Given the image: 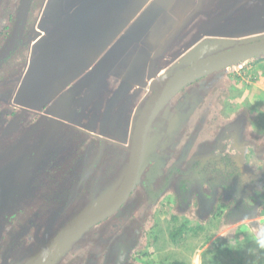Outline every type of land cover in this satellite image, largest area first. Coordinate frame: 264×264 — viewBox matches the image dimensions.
Listing matches in <instances>:
<instances>
[{
  "label": "rangeland",
  "instance_id": "rangeland-1",
  "mask_svg": "<svg viewBox=\"0 0 264 264\" xmlns=\"http://www.w3.org/2000/svg\"><path fill=\"white\" fill-rule=\"evenodd\" d=\"M158 1L157 13L172 14L175 27L154 52L143 87H124L114 100L115 83L86 72L93 87L85 105L76 104V118L67 120L55 114L51 101L40 100L48 71L28 69L44 64L49 43L42 30L63 18L64 0H0V264H26L70 222L114 197L128 169L132 137L123 142L113 121L122 118L130 129L170 76L222 52L226 42L264 37V0ZM229 128L239 145L264 154V56L199 78L170 100L150 130L144 151L149 163L144 159L128 202L51 264H163L165 257L189 264H264V209L232 223V214L218 217L221 204L230 203L218 189L211 201L199 194L179 201L186 178L180 170L218 146ZM193 181L196 193L199 182ZM173 216L204 230L172 245Z\"/></svg>",
  "mask_w": 264,
  "mask_h": 264
},
{
  "label": "crops",
  "instance_id": "crops-1",
  "mask_svg": "<svg viewBox=\"0 0 264 264\" xmlns=\"http://www.w3.org/2000/svg\"><path fill=\"white\" fill-rule=\"evenodd\" d=\"M158 3V0H64L61 10L67 12L60 15L63 18L42 30L41 38L49 43L44 51V64L29 67L48 71L41 94L47 100L58 99L87 80L89 75L84 74L89 71L90 75L112 80L117 90L141 89L154 52L175 27L172 14L157 13ZM56 82L61 86H56Z\"/></svg>",
  "mask_w": 264,
  "mask_h": 264
},
{
  "label": "water",
  "instance_id": "water-1",
  "mask_svg": "<svg viewBox=\"0 0 264 264\" xmlns=\"http://www.w3.org/2000/svg\"><path fill=\"white\" fill-rule=\"evenodd\" d=\"M223 47L222 52L189 64L156 88L132 127L128 169L114 197L99 210L70 222L26 264H51L84 233L117 213L128 202L141 181L146 142L153 123L161 110L193 81L213 72L263 57L264 37L239 44L229 41L224 43Z\"/></svg>",
  "mask_w": 264,
  "mask_h": 264
},
{
  "label": "trees",
  "instance_id": "trees-1",
  "mask_svg": "<svg viewBox=\"0 0 264 264\" xmlns=\"http://www.w3.org/2000/svg\"><path fill=\"white\" fill-rule=\"evenodd\" d=\"M230 129L222 136L218 146L194 162L186 172L180 170V173L186 174V178L180 182L178 197L183 204L189 203L196 194L201 198L203 196L205 201H211L213 192L218 189V196L230 200L228 206L221 204L218 208V217L232 214L234 218L232 223H236L242 218L252 219L259 210L264 209V154L262 155L253 145H239L233 138L235 131L233 130L234 133L231 134ZM146 162L149 163V159L145 164ZM195 178L199 182L196 193L193 181ZM179 221V217L173 216L175 224L168 228L169 242L172 245L180 246L204 230L201 225L191 227L189 220L182 224ZM154 231L153 227L150 234ZM209 240L211 239L207 241ZM223 248L224 244L220 243L218 253ZM228 253L231 255L232 252ZM165 261L167 264H189L188 261L169 257L164 258L163 264H166ZM215 263L218 264V261Z\"/></svg>",
  "mask_w": 264,
  "mask_h": 264
},
{
  "label": "flooded vegetation",
  "instance_id": "flooded-vegetation-1",
  "mask_svg": "<svg viewBox=\"0 0 264 264\" xmlns=\"http://www.w3.org/2000/svg\"><path fill=\"white\" fill-rule=\"evenodd\" d=\"M28 69H29L30 73L35 72L34 69H31V70H30V68H28ZM87 80H84L81 83L75 85L72 88V90L67 91L63 96L59 97L58 99L54 98L53 100H48V101H51L53 103L51 106L54 107L53 111L55 110V114L57 116L61 115V117H62V115H64L67 120H72V119L76 118V115H74L76 113V109L78 108V107H76V104H80V106H84L85 105L84 101H85L87 92L91 87H93L92 86L93 82H87ZM123 88L124 87L119 88L117 90V93L115 95L116 97L114 98V100L118 96L124 95L123 94L124 90H122ZM28 100H30V98H28ZM40 100L47 101L45 96H40ZM113 103L114 102H112L111 104H113ZM107 110L108 111L105 113V116H102L103 122L108 121V119L110 118L111 113H109V108ZM113 122L114 123H112V124H114V128L117 131V134L121 137V140L123 142L127 141L128 138L130 140L131 136H132V127L129 129V125L126 123L127 121L124 122V121H122V118H120V119L118 118L117 120H115ZM44 145H45V142H43L41 144L40 151L45 150ZM145 159H146V155H145Z\"/></svg>",
  "mask_w": 264,
  "mask_h": 264
}]
</instances>
